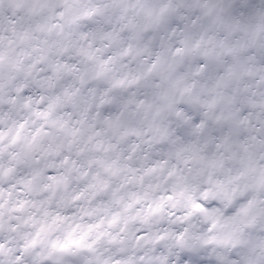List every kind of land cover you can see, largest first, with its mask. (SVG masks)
I'll return each instance as SVG.
<instances>
[{
  "label": "clouds",
  "instance_id": "9594fccd",
  "mask_svg": "<svg viewBox=\"0 0 264 264\" xmlns=\"http://www.w3.org/2000/svg\"><path fill=\"white\" fill-rule=\"evenodd\" d=\"M179 234L264 264V0H0V264H160Z\"/></svg>",
  "mask_w": 264,
  "mask_h": 264
},
{
  "label": "snow or ice",
  "instance_id": "6c2138e0",
  "mask_svg": "<svg viewBox=\"0 0 264 264\" xmlns=\"http://www.w3.org/2000/svg\"><path fill=\"white\" fill-rule=\"evenodd\" d=\"M247 199V197H245ZM251 201H248L244 207L240 209V211H247V208L251 206ZM197 210H203L201 205L195 204L193 206ZM89 230H91V226H89ZM39 235V233H37ZM137 239H142L141 236H138ZM164 238L162 236H157L153 240H151L152 244H158L161 240ZM176 240V247L170 249L168 256L166 260H161L160 264H208L205 253L203 249H200L198 247H188L185 246L184 240H183V234H179L175 237ZM84 236H81L79 239L73 240L68 239L65 243H60L58 245L60 251H67L69 249L70 245H76L77 248L84 247L91 249L92 243L84 244ZM110 242H116V237H112ZM36 243V240L33 239L28 244L24 246V249H28L30 247H33ZM94 243V242H93ZM52 247L55 249L57 248V244L54 242ZM157 251H163V249L157 247ZM239 251V249H237ZM0 253H3V245H0ZM7 264H25V257L23 255L22 251H18L14 255V260L9 259ZM104 264H107L105 261ZM116 264H119L117 261Z\"/></svg>",
  "mask_w": 264,
  "mask_h": 264
}]
</instances>
